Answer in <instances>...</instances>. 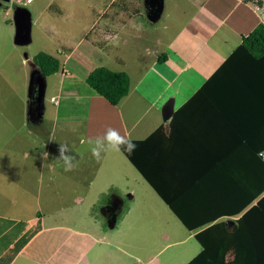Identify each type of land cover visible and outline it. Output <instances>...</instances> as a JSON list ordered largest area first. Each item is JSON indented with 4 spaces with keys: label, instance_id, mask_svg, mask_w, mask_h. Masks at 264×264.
Returning a JSON list of instances; mask_svg holds the SVG:
<instances>
[{
    "label": "rangeland",
    "instance_id": "obj_1",
    "mask_svg": "<svg viewBox=\"0 0 264 264\" xmlns=\"http://www.w3.org/2000/svg\"><path fill=\"white\" fill-rule=\"evenodd\" d=\"M163 1V13L159 19L151 22L146 17L144 0H0V180L6 181L10 175L14 185V177L17 176L15 167L23 162L27 167L24 173L28 177L24 179L21 173L18 183L23 185L29 179L33 188L31 183L35 182H31L30 177L37 173L32 172L36 170L42 152L47 150L49 154L45 160L47 164L55 163L59 143H67L71 147L77 157V167L87 164L90 169L94 162H98L90 151L89 134L91 127L99 125V129L104 128L95 117L86 118L90 104L86 96L94 94L86 82V76L94 68L105 66L125 72L129 76L130 86L135 89L140 84V92L149 94L151 99L156 96L155 91L166 89L171 73L164 72V61L157 62L156 57L164 52L167 56L172 55L173 50L168 48L171 34L183 27L198 4L195 6L194 0ZM17 9H25L30 14V41L27 43L15 42L14 13ZM39 52L57 57L61 65L58 72L44 77L40 106L43 122L41 126L31 127L32 123L27 118L29 87L32 69H38L37 66L33 68L32 63ZM173 89L168 87L165 94ZM94 95L107 104L105 98L96 93ZM171 95L177 96L179 103L184 100L174 90ZM128 101L108 104L113 108L120 105L127 115ZM131 106L134 107V103ZM138 110L133 113L138 114ZM109 113L104 109L101 116ZM158 115L157 122L163 117L160 113ZM118 127L115 130L119 131ZM104 154L99 160L105 165L104 171L111 163L118 171L114 175L115 184L102 196V201H109L114 196L113 188L119 193L123 199V212L129 209L123 217L130 224L122 223V229L126 233L128 231L130 240L125 241L122 250L117 249L116 246L125 239L121 236L123 233L119 234L120 223L117 226H113V223L108 230L111 238L107 236L101 241L102 244L88 252V258L90 254L94 256V253H100L101 257L94 264H132L135 258H142L141 262L135 264H146L157 252L159 260L154 257L150 264L160 263L161 260L168 264L170 259L166 258L179 257L182 247L187 246V250L197 245L192 236L176 246L167 245L179 234L182 238L184 227L178 218L148 182L134 180L133 174L139 171L122 152L113 155L117 161L112 159L113 152ZM104 171L101 170V178ZM12 193V187L0 183V200L6 203L7 209L3 211L0 208V212L6 216L11 211L21 216V206L24 207L26 202L25 194L32 191L22 189L14 205L9 204ZM130 194L134 196L131 199ZM128 214L131 215L127 217ZM189 233L187 231L186 235ZM142 245L146 247L144 253L140 251ZM188 253L191 254V250ZM183 255L184 260L187 255Z\"/></svg>",
    "mask_w": 264,
    "mask_h": 264
},
{
    "label": "crops",
    "instance_id": "obj_2",
    "mask_svg": "<svg viewBox=\"0 0 264 264\" xmlns=\"http://www.w3.org/2000/svg\"><path fill=\"white\" fill-rule=\"evenodd\" d=\"M254 2L256 0H194V4L195 6L198 4V8L196 7L195 11L190 12L183 27L171 34L172 38L168 48L173 50L172 55L167 56L164 52L165 60L162 63H165L166 69L169 68L164 72L171 73V77L168 79L169 83L165 88L174 87V92L184 99L180 103L177 96L171 95L173 90L172 92L169 90L168 94H165L168 91L166 89L161 92L155 91L156 96L151 99L149 94L140 92L141 85L139 84L135 89L130 86L128 94L121 99L124 102L130 99L126 105L127 115H125L120 109V105L118 108L110 107L108 102L106 104L101 101L94 95L95 93H87L86 97L90 104L86 118L89 120L91 117H95V120L103 125L105 132L109 127L117 129L119 126L118 132L122 136L143 140L157 128L163 127L162 133L158 132L152 140L147 141L145 152L150 153V156H147V159L143 158V164L152 171L151 159L153 156L151 154H157L162 159V155L170 154L169 150L171 151V155L168 157L170 158L168 172L163 181L164 179L172 180L171 184L176 183L178 187H181V194L176 193L168 183H163V186L173 199L175 207L200 227L188 230L166 204L184 227L181 233L182 238L180 239L179 234L167 245L176 246L191 236L195 239L197 232L212 225L218 226L216 227L218 231H214L216 234L227 229L231 230L235 226L236 219L241 215V213L236 215L230 212V204H225L228 196L226 197L224 194V185L221 184V180L218 178L216 180V175L213 173L205 179L206 167H213L212 161L207 163L206 154L216 152L218 148L213 149V147L220 146L219 142L224 141L226 126L223 124L225 121L222 119L207 121L211 119L200 113L197 108H188L186 113L185 111L181 112L177 118L180 121L181 117L185 120L178 121V126L182 128L181 136L176 139L165 136L169 135V124L174 111L181 108L204 84L240 44L243 36L252 31L260 22H264V0L257 1L259 6ZM161 54L157 55V62H159L158 57ZM161 66L163 67V65ZM170 99L174 101L171 115L166 120L163 117L162 120L159 118L157 122L156 116L159 113L163 116L162 107ZM130 103L131 105L134 103L135 106L130 105L128 109ZM54 104L57 105V101H54ZM104 109L110 113L101 116V111ZM137 109H139L138 114H141L139 117L137 113H133ZM208 115L214 116L213 114ZM42 122L43 115L41 114L30 126H41ZM89 126H91L90 123ZM91 129L89 135L92 140L105 133L104 129H99V125L91 127ZM248 136L250 135H245V137ZM180 151H183V155H185L181 159L177 155ZM44 152L47 150L42 153ZM219 152L224 153V147ZM115 153L113 152L112 156ZM117 155L119 154L117 153ZM115 157L113 156L112 159L117 161ZM225 159L226 156L221 155V159L217 161L220 162L218 166L225 165ZM54 162L47 164L41 155L36 170L32 172H37V175L34 174V177H30L31 182H35V184L31 183L34 189L30 187L29 179L23 185L18 183L21 173H23L24 179L28 177L24 173L27 167L23 165L25 164L23 162H19L16 165L17 168L15 167L17 176L14 177V185L11 183L10 175L6 177V181L0 180V183L3 182L8 187H12L13 193L10 195L9 204L14 205L15 198L19 197L18 193H22V189L32 191L31 194H25L26 202L24 207L21 206V216H17L9 210L7 212L9 214L6 216L0 212V264H94L101 255L94 253V256L90 254L88 258V252L96 245L102 244L101 241L107 236L111 238L108 230L113 223V226L120 223L119 234L123 233L121 236L125 239L116 248L122 250L121 246H125V241L130 240L128 231L126 233V230L122 229L124 226L122 223L130 224V221L126 222L123 217L129 212V209L123 212V199L119 193L113 188L114 196L109 201H102V196L106 194L111 185L115 184L114 175L118 171L116 166L111 163L104 171L103 161H98L91 165L92 169H88L89 165L83 164L73 171L65 172L62 164ZM177 162L183 166L181 169H187L188 177L183 181H176L177 175L174 173L173 167ZM102 169L104 173L101 178ZM91 170L94 171L91 172ZM133 175L136 181H146L139 172ZM156 177H160V174ZM132 197L134 196L130 194L129 199ZM0 203H4V205L0 204V208L3 211L7 210L6 203L1 200ZM33 207L35 209L31 212ZM130 215L128 214L127 217ZM187 231L190 232L189 235H186ZM111 235L113 238L115 233ZM109 240L112 241V239ZM186 247L181 248L179 257L166 258L170 259L168 264H186L201 250L198 241L193 248L185 250ZM188 250H191V254L188 253ZM140 251L144 253L146 247L142 245ZM158 253L147 260L146 264H150L154 257L159 260ZM184 253L187 257L183 260ZM141 261L142 258H135L132 264ZM156 264L166 263L161 260Z\"/></svg>",
    "mask_w": 264,
    "mask_h": 264
},
{
    "label": "trees",
    "instance_id": "obj_3",
    "mask_svg": "<svg viewBox=\"0 0 264 264\" xmlns=\"http://www.w3.org/2000/svg\"><path fill=\"white\" fill-rule=\"evenodd\" d=\"M158 58V61H164L165 54ZM34 63L44 77L58 72L61 65L57 57L45 52L36 54ZM86 82L94 93L112 105H117L128 94L130 87V79L125 72L105 66L90 71ZM188 108H197L211 119L207 121H225L224 141L219 142L220 146L213 147L218 148L216 152L206 154L207 163L212 161L213 167L204 166L205 179L215 174L216 180L218 178L224 185V194L228 196L225 204H230V212L241 215L231 230L216 234L214 231H218V226L212 225L197 232L195 239L201 250L186 264H264V22L243 36L240 44L204 84L181 108L174 111L166 138L181 136L182 128L178 126L180 119L177 118ZM181 121L185 120L181 117ZM158 132H163L162 126L146 139H132L136 149L131 154L121 152L188 230L200 228L175 207L163 186V183H168L176 193L181 194V187L171 184L172 180L163 181L168 172L171 151L168 149L170 154L162 155V159L157 154H151L152 171L143 164V158L150 156L145 152V145ZM222 147L224 153L219 152ZM223 154L226 164L218 166L220 162L217 161ZM177 155L180 159L185 157L183 151ZM182 167L180 162L173 167L176 181L188 177L187 169ZM159 174L160 177H156Z\"/></svg>",
    "mask_w": 264,
    "mask_h": 264
},
{
    "label": "water",
    "instance_id": "obj_4",
    "mask_svg": "<svg viewBox=\"0 0 264 264\" xmlns=\"http://www.w3.org/2000/svg\"><path fill=\"white\" fill-rule=\"evenodd\" d=\"M8 1V0H4ZM146 8V17L149 21L154 22L160 18L164 1L163 0H144ZM14 24H15V42L22 44L30 41V14L25 9H17L14 13ZM36 65L32 63L34 68ZM33 89V91H32ZM44 90V76L41 71L37 68L32 69L30 87H29V98L36 96V101L38 103L37 110L39 115H41V99L43 97ZM36 93V94H35ZM29 100V99H28ZM173 99L168 100L165 105L162 107V115L164 120H166L172 113ZM29 111H27L28 115ZM32 112H30V116Z\"/></svg>",
    "mask_w": 264,
    "mask_h": 264
},
{
    "label": "clouds",
    "instance_id": "obj_5",
    "mask_svg": "<svg viewBox=\"0 0 264 264\" xmlns=\"http://www.w3.org/2000/svg\"><path fill=\"white\" fill-rule=\"evenodd\" d=\"M257 3V1H256ZM52 100L54 98H51ZM55 101V100H54ZM90 151L97 161L103 158L102 154L108 152H121L122 150L131 154L136 149L131 137L122 136L117 130L109 127L103 136L88 141ZM59 155L55 158L58 164H62L65 172L73 171L78 166L76 154L67 143H59ZM48 153H42L43 158H48Z\"/></svg>",
    "mask_w": 264,
    "mask_h": 264
},
{
    "label": "flooded vegetation",
    "instance_id": "obj_6",
    "mask_svg": "<svg viewBox=\"0 0 264 264\" xmlns=\"http://www.w3.org/2000/svg\"><path fill=\"white\" fill-rule=\"evenodd\" d=\"M32 91H33V89H32ZM37 107H38V103L36 101V96L31 95V98H29V100H28V111H29V113L27 115L28 116L27 118L31 123H33L37 118L40 117L39 112L37 110ZM30 112H32L31 116H30Z\"/></svg>",
    "mask_w": 264,
    "mask_h": 264
},
{
    "label": "built area",
    "instance_id": "obj_7",
    "mask_svg": "<svg viewBox=\"0 0 264 264\" xmlns=\"http://www.w3.org/2000/svg\"><path fill=\"white\" fill-rule=\"evenodd\" d=\"M27 1H30V0H27Z\"/></svg>",
    "mask_w": 264,
    "mask_h": 264
}]
</instances>
